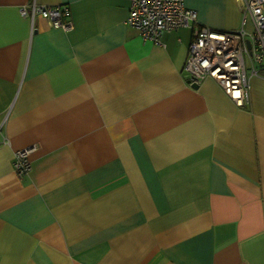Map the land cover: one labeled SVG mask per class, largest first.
Segmentation results:
<instances>
[{"label": "crops", "instance_id": "crops-1", "mask_svg": "<svg viewBox=\"0 0 264 264\" xmlns=\"http://www.w3.org/2000/svg\"><path fill=\"white\" fill-rule=\"evenodd\" d=\"M30 2L0 0V264H264V63L240 107L189 83L194 27L158 45L130 0H37L70 7L64 31ZM243 4L185 0L224 32Z\"/></svg>", "mask_w": 264, "mask_h": 264}, {"label": "built area", "instance_id": "built-area-1", "mask_svg": "<svg viewBox=\"0 0 264 264\" xmlns=\"http://www.w3.org/2000/svg\"><path fill=\"white\" fill-rule=\"evenodd\" d=\"M130 3L126 23L137 29L145 41L162 45L167 32L194 27L184 68L190 84L199 85L212 78L236 105L242 107L250 101V76L258 74L256 64L264 63V0H244L241 28L227 32L199 24L197 11L187 8L185 0H130ZM21 14L32 23L40 15L54 28L64 31L74 28L71 9L65 4L47 6L31 0L22 7ZM248 16L254 24L252 32L246 30ZM35 149L30 146L15 152L13 166L19 175L31 172L30 156Z\"/></svg>", "mask_w": 264, "mask_h": 264}, {"label": "water", "instance_id": "water-1", "mask_svg": "<svg viewBox=\"0 0 264 264\" xmlns=\"http://www.w3.org/2000/svg\"><path fill=\"white\" fill-rule=\"evenodd\" d=\"M248 45H249V47H250V42H248ZM191 82V80H189V83ZM192 85V87H194V88H198L199 87V85L198 84H196V83H193V84H191Z\"/></svg>", "mask_w": 264, "mask_h": 264}, {"label": "snow or ice", "instance_id": "snow-or-ice-1", "mask_svg": "<svg viewBox=\"0 0 264 264\" xmlns=\"http://www.w3.org/2000/svg\"><path fill=\"white\" fill-rule=\"evenodd\" d=\"M236 95H239V93H236Z\"/></svg>", "mask_w": 264, "mask_h": 264}]
</instances>
